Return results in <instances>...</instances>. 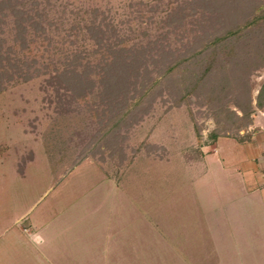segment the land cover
<instances>
[{"label":"rangeland","instance_id":"374dc122","mask_svg":"<svg viewBox=\"0 0 264 264\" xmlns=\"http://www.w3.org/2000/svg\"><path fill=\"white\" fill-rule=\"evenodd\" d=\"M75 1L121 19L132 0ZM263 81L260 65L253 104ZM42 82L0 91V264H264V156L243 169L264 148V111L239 130L250 139H214L220 101L164 89L114 149L85 105L59 111Z\"/></svg>","mask_w":264,"mask_h":264},{"label":"trees","instance_id":"16d2710c","mask_svg":"<svg viewBox=\"0 0 264 264\" xmlns=\"http://www.w3.org/2000/svg\"><path fill=\"white\" fill-rule=\"evenodd\" d=\"M128 9L116 19L83 1L0 0V91L41 76L56 109L85 105L114 149L121 127L164 89L220 101L212 138L230 127L250 139L239 130L264 111V81L254 104L249 84L264 65V0H132Z\"/></svg>","mask_w":264,"mask_h":264},{"label":"crops","instance_id":"0c3cea01","mask_svg":"<svg viewBox=\"0 0 264 264\" xmlns=\"http://www.w3.org/2000/svg\"><path fill=\"white\" fill-rule=\"evenodd\" d=\"M248 149V148H247ZM247 152H249V150H247ZM248 155H249V158H250V160H248V158L246 157L245 159L243 158V161H244V166H243V169H244V172L246 173L248 170H255L256 169V163H257V161H259V159H261L262 158V156H264V148L262 149H260L259 151H258V156L257 155H250V153H248ZM240 159V158H239ZM242 159V158H241ZM256 160V161H255ZM246 163H247V165H246ZM262 185V188H264V180L262 181L261 180V184L259 185V186H261ZM254 189H255V187H254ZM254 189H250V190H246L247 191V193H250V192H252V191H254ZM256 190V189H255ZM264 193V191L263 192H261V194H263ZM263 196V195H262ZM262 196H261V198H259L260 199V201H261V199H262Z\"/></svg>","mask_w":264,"mask_h":264}]
</instances>
